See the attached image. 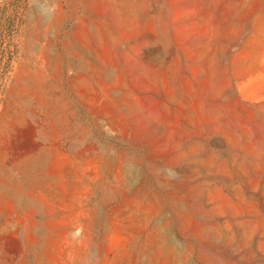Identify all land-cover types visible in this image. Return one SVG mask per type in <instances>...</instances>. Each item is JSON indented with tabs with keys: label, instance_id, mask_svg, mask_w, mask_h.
<instances>
[{
	"label": "rangeland",
	"instance_id": "374dc122",
	"mask_svg": "<svg viewBox=\"0 0 264 264\" xmlns=\"http://www.w3.org/2000/svg\"><path fill=\"white\" fill-rule=\"evenodd\" d=\"M0 264H264V0H0Z\"/></svg>",
	"mask_w": 264,
	"mask_h": 264
}]
</instances>
